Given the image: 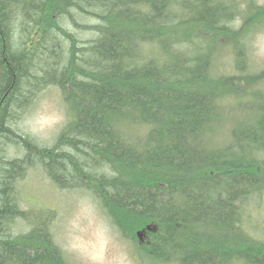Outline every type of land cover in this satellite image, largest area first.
Here are the masks:
<instances>
[{"label": "trees", "instance_id": "16d2710c", "mask_svg": "<svg viewBox=\"0 0 264 264\" xmlns=\"http://www.w3.org/2000/svg\"><path fill=\"white\" fill-rule=\"evenodd\" d=\"M262 25L250 0H0V264H67L53 213L20 205L35 167L160 264H264L244 227L264 191V104L246 91L264 95L247 63ZM223 44L235 74L213 70ZM50 87L66 120L42 147L18 125Z\"/></svg>", "mask_w": 264, "mask_h": 264}, {"label": "rangeland", "instance_id": "374dc122", "mask_svg": "<svg viewBox=\"0 0 264 264\" xmlns=\"http://www.w3.org/2000/svg\"><path fill=\"white\" fill-rule=\"evenodd\" d=\"M234 1L244 3L245 0ZM250 1L264 7V0ZM241 19L240 17L235 21L236 29L241 26ZM248 38L247 63L251 73L260 74L264 71V25L254 28ZM224 47L223 44L216 50L213 70L216 74H235L231 53ZM261 89L264 90V82ZM246 91L249 94L247 100L251 104L257 106L264 104V95L258 87L252 86ZM233 102L226 100L222 104L226 115L230 116L227 118L225 116L221 121L223 128L220 130L223 134H226L228 126L236 116L235 108L232 107ZM65 120L61 94L55 87H50L36 97L31 108L19 122L18 128L21 134H28L40 146L50 147ZM16 156L20 154L14 157ZM20 199L21 207L32 211L38 220H45L46 214L53 213L50 232L54 243L63 252L67 264H160L146 257L140 250V241L145 239L142 233L135 235L136 241L123 239L102 215L90 196L79 190L57 189L40 167L32 168L22 179ZM246 210L249 213V221L244 227L252 236L264 239V191ZM23 230L27 232L29 228Z\"/></svg>", "mask_w": 264, "mask_h": 264}, {"label": "bare ground", "instance_id": "6f19581e", "mask_svg": "<svg viewBox=\"0 0 264 264\" xmlns=\"http://www.w3.org/2000/svg\"><path fill=\"white\" fill-rule=\"evenodd\" d=\"M41 233V232H40Z\"/></svg>", "mask_w": 264, "mask_h": 264}]
</instances>
